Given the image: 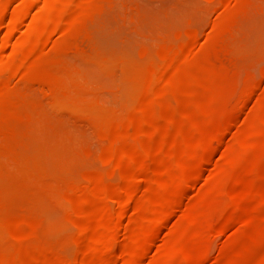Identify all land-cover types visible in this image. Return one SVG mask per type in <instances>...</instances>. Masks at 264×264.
Returning a JSON list of instances; mask_svg holds the SVG:
<instances>
[{
    "label": "rangeland",
    "instance_id": "374dc122",
    "mask_svg": "<svg viewBox=\"0 0 264 264\" xmlns=\"http://www.w3.org/2000/svg\"><path fill=\"white\" fill-rule=\"evenodd\" d=\"M21 1L0 0L4 24ZM42 4L39 0L22 12L10 41L0 43L1 59L6 61L10 45L37 24L29 14L42 10ZM71 16L70 24L14 63L16 73L0 76L3 264H32L19 252L38 248L46 257L53 252L71 257L82 229L86 234L99 229L98 223H74L77 202L96 183L110 188L128 174L125 161L106 160L113 135L144 117L151 90L160 84L155 76L164 56L181 52L193 57L196 72L167 76L168 103L186 89L200 94L191 109L177 104L169 116L155 114L151 131L179 139L175 128L187 112L190 136L178 149L167 148L157 160L140 164L137 180L148 169L164 171L150 184L139 180L134 197L148 216L158 202L168 196L177 200V190L186 187L176 205L158 209L168 210V218L141 263L190 264L206 250L199 264H264V0H88ZM21 77L32 82L30 88L15 84ZM246 93L241 115L228 126ZM223 124L228 128L219 127V142L205 137ZM208 139L216 144L212 154L200 146ZM133 145L129 141L122 151L130 152ZM150 148L156 152V144ZM174 151L163 164L160 159ZM198 170L201 176L189 189ZM148 225V218L133 224L122 240L125 246L129 242L126 249L140 245ZM122 230L116 232L114 254H120ZM98 252L96 259L106 257ZM117 256L112 264H122Z\"/></svg>",
    "mask_w": 264,
    "mask_h": 264
},
{
    "label": "bare ground",
    "instance_id": "6f19581e",
    "mask_svg": "<svg viewBox=\"0 0 264 264\" xmlns=\"http://www.w3.org/2000/svg\"><path fill=\"white\" fill-rule=\"evenodd\" d=\"M38 1L39 0H22L18 8L14 7L17 9L16 12L12 10V13H14L8 18V20H5V24L3 23L4 20L2 22V18H0V27L5 26L3 28V31L0 32V43L2 45L3 43L6 44L10 41V38L12 37L14 31L19 27L21 20L24 17L22 16V12L24 13V11H29V9H32ZM42 1L43 8L42 5L40 6L42 10L39 9L34 14H29V16H32V19H38L37 24L35 23V26L28 27L27 31H29H26L27 33L25 32L26 35L24 34L21 39L18 38L17 41H14L10 45V48L7 51L8 54L7 60L5 59L6 61L0 58V76H2L3 73H16L19 68L16 66L17 64L14 65V63L18 60L25 59V57L34 53L45 40H47L48 38L50 39V36L54 32L70 24L72 22L71 12L73 8L81 5L88 0ZM0 5L2 6V4ZM1 13L2 11L0 12V14ZM27 13L28 12H26V14ZM1 44L0 47L2 46ZM149 52L150 50L148 51V53ZM4 57H6V55ZM192 60L193 57L185 52L166 54L164 56L163 64L159 67L160 69L158 68L157 75L155 76V79L157 81H160V84L156 88L154 87L151 90V94L147 99L146 107L142 111L144 117L142 119H139L138 123H134L132 121L129 122L124 127L117 129L116 133L113 135V138L110 142V150L107 153L106 160H108L107 162L114 160L120 164L121 162L125 161L128 169V174H126L121 183H115L110 188H107L106 185H104L105 182H99L95 184L94 188L91 187V189L86 190L77 202L76 212H74L75 217L73 216L75 221L74 223L79 227H82V225L84 226L85 223H98L101 227L97 226L99 229L91 234H86L81 228V244L78 246L76 252L71 257H64L59 252H53L52 254L49 253L50 256L46 257V254L39 251V248L37 252L34 251L33 253L19 252L20 257L30 260L32 264H112L113 261H116L115 257L117 255H120L122 257V259H120L122 261V264H142L141 262L146 254L147 249H149L148 247L151 245L152 238H154L155 235L157 236V233H159V230L161 229L160 226L168 218V210L165 213L161 210L158 211V209L160 207H162L164 210L168 209L169 207H171V202L173 203V205H176L180 201L178 198L183 195L186 186L181 187L179 188V190H177V192H179V197L177 198V200L170 199L171 197L168 196L164 200L158 202L160 206H158L159 204L157 205L159 207L158 209L157 207H155V210L157 211L153 210V207L151 212H149L150 215L146 216V214L141 211L139 205H137V198L135 199L134 197L135 184L138 183L139 180L145 181L147 182V184L154 182L156 179V175L162 174L164 168L161 167L155 171H148V169L147 171L142 173L139 180L136 179L137 176H135L134 172L136 171V169H138L142 162L146 163L147 160H157L158 158L156 157V155H158L161 151L167 148L178 149L179 146H182L183 144L188 142L190 135H188L187 129H189V127L193 123L191 121V115L187 112L183 114L185 119L184 123L175 128V131L180 135V138L177 140L169 141L166 138L167 135L165 133L161 134L159 137H155L154 130L151 131V129H153V117L155 114L171 115L175 111V106L177 104H183L186 108L189 109H191L195 105V101L200 94V91L195 92L188 89L182 92H178L177 96L175 97L174 103L172 105L169 104L168 94L171 90V86L165 80L167 76H180L184 72V74H187L188 76L194 75L196 69L191 68V66H193ZM122 63H120L121 68L123 67L121 66ZM15 84L21 86L22 88H24V90H26V88L31 87L30 85L32 84V82L21 77L16 81ZM248 97V93H246V95L242 97L240 101L241 104L234 113L233 119L228 126L236 123V120L239 118L243 111V107L246 105ZM228 126L226 127V124L219 125L205 137L214 136L215 141L219 142L220 139L218 138V135L220 133V130H222L221 128H224L225 130L228 128ZM134 127L135 129H141V131L137 135H131L130 131H132ZM213 139H208L200 143V146L205 148L211 154L216 149V144L212 143ZM129 141L135 143L136 145H133V148L130 152H123V145L128 144ZM152 144H156L157 149L156 152L154 151L156 154L154 152L152 154L150 153L152 151V149L150 148ZM170 154L171 156L160 159L163 164L169 163L170 159L175 157V151L171 152ZM142 165V167H144V164ZM199 170L194 174V176L190 180V183H187L189 189L193 188V186L196 184L195 182L199 180V177L201 176V172L199 173ZM101 177L99 178L100 180ZM154 203L153 205H155ZM129 205H131L132 212L129 217H125V220L124 210ZM105 218H107V222L103 223ZM144 218L149 219V225L148 229L141 236L142 242L138 247L129 245V247H127L126 249V246H128L129 242L127 241V245L125 246L126 243L122 244V240L125 239V237H128L133 224L138 220ZM120 228H123L122 237H124L120 238L121 244L119 243L120 245H122V247L119 246V249L121 248L122 251L120 250V254H114L113 252L116 250L113 251V246L116 247V244H113V241L115 239V235H117L116 232H118ZM85 244L87 245L85 246ZM99 248H101L102 251L106 253V257L104 256L105 258H95V256L97 255V251L99 250V252H101V249ZM44 249L46 250V248ZM198 255L199 260H197V262L189 263L199 264V261L207 256V251L202 250ZM2 260H0V264L4 263Z\"/></svg>",
    "mask_w": 264,
    "mask_h": 264
}]
</instances>
